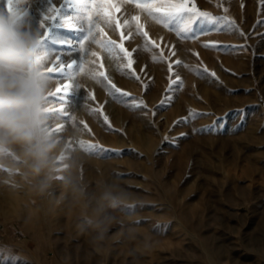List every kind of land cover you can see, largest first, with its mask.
Masks as SVG:
<instances>
[{"label":"rangeland","instance_id":"rangeland-1","mask_svg":"<svg viewBox=\"0 0 264 264\" xmlns=\"http://www.w3.org/2000/svg\"><path fill=\"white\" fill-rule=\"evenodd\" d=\"M90 1L87 14L99 25L93 30L96 40L115 45L108 50L91 42L88 53L80 52L85 32L61 22L48 25L38 49L52 56L48 64L64 53L65 63L86 58V70L74 77L64 100L58 94L46 103L52 109L64 104L74 117L52 121L54 127L64 125L57 135L79 130L74 150L84 159L90 187L98 179L115 181L130 199L116 210L120 223L110 227L109 239L97 246L78 234L77 208L67 202L56 206L50 197L32 193L18 176L0 171V256L16 258L14 264H264V4L195 0L198 9L227 16L236 28L202 21L193 23L184 39L135 8V0H113L120 12L113 11L110 23L97 15L103 0ZM51 2L59 6L61 0ZM48 3L35 0L25 21L39 28ZM5 10L6 0H0V11ZM60 11L64 16L77 10L65 6ZM132 15L140 17L147 38L133 29L131 37L121 40L116 18L123 26V17ZM124 35L128 37L127 30ZM145 40L155 42L150 51L143 47ZM121 43L132 52L131 70L138 80L121 74V65L127 64ZM161 53L165 62L153 63L151 56ZM168 63H173L172 72ZM177 74L183 82L179 89V81L172 83ZM49 78L55 88L63 87L71 74ZM112 85L128 95L118 101L111 95ZM141 100L143 105L134 110L125 106ZM189 109L201 115L185 119ZM80 141L105 151L89 154ZM59 183L53 188L57 196ZM128 230L135 232V241L116 238ZM0 264L12 262L0 259Z\"/></svg>","mask_w":264,"mask_h":264},{"label":"clouds","instance_id":"clouds-1","mask_svg":"<svg viewBox=\"0 0 264 264\" xmlns=\"http://www.w3.org/2000/svg\"><path fill=\"white\" fill-rule=\"evenodd\" d=\"M41 31L16 13L0 11V171L18 176L32 193L50 197L54 205L67 202L77 208L78 234L94 245L109 239L112 225L120 223L116 210L130 199L119 183L98 179L91 188L83 172L84 159L74 150L79 130L63 136L53 131L47 98L55 81L33 66ZM58 123V122H55ZM59 180L60 192L53 191ZM136 240L133 230L116 237Z\"/></svg>","mask_w":264,"mask_h":264},{"label":"snow or ice","instance_id":"snow-or-ice-1","mask_svg":"<svg viewBox=\"0 0 264 264\" xmlns=\"http://www.w3.org/2000/svg\"><path fill=\"white\" fill-rule=\"evenodd\" d=\"M35 0H6L7 3V11L9 14L16 13L19 15L20 19L23 21L25 20L29 12L31 10L30 4L34 3ZM262 4H264V0H261ZM69 7V8H75L76 14L74 15H61V8L63 7ZM217 6H220L219 3ZM97 15L98 17L105 18L106 22L110 23L111 19L113 17V11L114 12H120V7L113 2V0H103L102 3L97 4ZM90 8L89 0H61L59 3V6L57 4L52 3L51 0H49L48 6L46 11L42 14L41 20L39 22V28L42 31L41 33V41L48 36V25L54 23V22H61L62 26L64 28L70 29V30H78L83 31L86 33L84 40L80 41L78 47L80 52L87 51L88 53V47L87 45L91 42H97L100 43L101 46L105 47L108 50H111L112 46L115 45V41H97L96 37L93 34V30L97 29L99 30V25L96 23L91 15L87 14L88 9ZM135 8L142 10L143 12H146L148 17L156 21L157 23L162 24V26L168 28L169 30H175L176 34L180 38L187 39L189 38V33H191L192 28L191 25L193 23H211L216 24L220 21H223L224 24L231 29H235V22L232 20H229L227 16L224 17H214L210 13L201 11L197 8L195 0H135ZM225 12H227V9H224ZM121 17L116 18V28L121 29L120 36L121 40L128 39L133 34V29L136 34L147 38L148 32L143 30V26L139 23L140 17L138 15H132L130 20L126 17H123V26L120 23ZM179 21V24L173 29V23ZM135 22V23H133ZM124 30L128 31V37L124 35ZM243 35V33H241ZM60 44H71V41H64L60 40L58 41ZM155 42H151V44L148 43L147 40H145L144 48H147L149 51L151 50V46ZM120 51L123 53L124 57L127 59L126 65H121L120 71L122 75H126L135 79H139L140 77L137 76L132 69V65L134 63L132 59V52H130L127 48L124 47L123 43H121L119 46ZM203 47L209 48V47H215L214 44H204ZM133 51H138L137 49H134ZM64 55V53H57L55 54V58L52 61L51 64H48V61L52 56H49L46 52H36L34 53L33 57V66L36 68L42 69L48 76L50 74H62V73H68L71 75L76 76L80 72H84L85 69V59L82 60L79 64H77L76 60H69V62L65 63L61 61V56ZM95 55V54H93ZM172 56H175V51L171 52ZM198 56V54H196ZM166 57L161 53L159 55H152L151 61L153 63H163L165 62ZM175 65L179 67H185L188 68L189 71H193L196 73H200V69L192 68L188 65L183 64L181 60H175L173 62ZM173 63H168L167 68L169 72L173 71ZM204 73H207V69L205 68L203 70ZM100 76L103 75V73L99 74ZM211 75H215L212 73ZM93 79H98V76L96 74H93ZM171 79V77H170ZM179 83L177 84V89L179 87H182V81L180 80L179 75L177 74L176 79L172 80V83ZM72 83L64 84L63 87H56L55 91L50 94V96H56L59 94V98L61 100H64L72 88ZM79 87V85H77ZM113 91H111V95H113L118 101H120L121 96H127L128 93H121V90L119 88H116L115 85H112ZM120 94V95H117ZM94 98V97H93ZM143 105V101H139L138 103H132V104H126L125 106L129 107L131 110H134L138 107ZM55 111L58 113L55 116L49 115V118L51 120H55L57 118H65L67 121H74V117L70 116L69 112L66 111V107L64 104H60V107L58 109H52L49 107V113H52ZM102 112V109L100 110ZM188 117L185 119H196L201 114L195 112V110L189 109L188 110ZM96 115H99V113H94ZM104 121L107 122L108 117L104 116ZM64 125L57 124L54 128V132H60L63 129ZM85 128H87L86 125H84ZM207 130V127L205 129H193L194 132L196 131H205ZM79 146L86 152L92 155H100L105 150L99 149L97 145L85 143L84 141L79 142ZM115 151V150H113ZM118 154V153H117ZM162 227V226H158ZM0 259L11 261L12 264H14L15 259L13 257H3L0 256Z\"/></svg>","mask_w":264,"mask_h":264},{"label":"bare ground","instance_id":"bare-ground-1","mask_svg":"<svg viewBox=\"0 0 264 264\" xmlns=\"http://www.w3.org/2000/svg\"><path fill=\"white\" fill-rule=\"evenodd\" d=\"M91 1L89 0V3H90ZM45 7V6H44ZM74 75H71V78H70V80L69 81H67V83L66 84H68V83H72L73 82V79H74Z\"/></svg>","mask_w":264,"mask_h":264}]
</instances>
